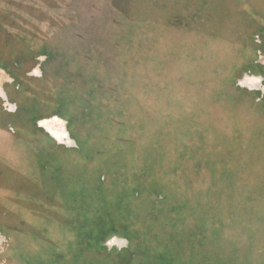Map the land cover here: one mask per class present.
<instances>
[{
  "label": "rangeland",
  "instance_id": "1",
  "mask_svg": "<svg viewBox=\"0 0 264 264\" xmlns=\"http://www.w3.org/2000/svg\"><path fill=\"white\" fill-rule=\"evenodd\" d=\"M262 57L264 0H0V264H264Z\"/></svg>",
  "mask_w": 264,
  "mask_h": 264
},
{
  "label": "bare ground",
  "instance_id": "2",
  "mask_svg": "<svg viewBox=\"0 0 264 264\" xmlns=\"http://www.w3.org/2000/svg\"><path fill=\"white\" fill-rule=\"evenodd\" d=\"M35 73H40V70H36ZM261 82V79L260 78H256V77H253V76H249V75H245L243 76L242 79H240V83L241 85L244 87H247L249 89H257L258 88V85L260 84ZM0 98L1 99H5V102L8 106H10L12 109H17V106L14 105V104H11L9 101H8V97H7V94L6 92L3 90L2 86H0ZM16 111V110H15ZM14 111V112H15ZM54 116H57L59 117L58 115H54ZM61 118V117H59ZM47 119V118H46ZM63 119V118H62ZM41 125L45 126V128L54 136L56 137V139L61 142V143H66V144H72V141L71 139H73L71 137V134L69 132V129H68V125H67V128L65 129L64 128V125L63 123H61L59 121V119H53V120H44L41 122ZM49 135V134H48ZM50 136V135H49ZM51 137V136H50ZM76 142V141H75ZM118 238H123L121 236H118L116 235ZM116 238L114 240V243L118 244L119 246H122L124 244V242L121 240V239H118Z\"/></svg>",
  "mask_w": 264,
  "mask_h": 264
},
{
  "label": "trees",
  "instance_id": "3",
  "mask_svg": "<svg viewBox=\"0 0 264 264\" xmlns=\"http://www.w3.org/2000/svg\"><path fill=\"white\" fill-rule=\"evenodd\" d=\"M41 53H44L43 54V56L45 55V56H47V58H49V56L47 55V53L46 52H41ZM2 67H4L5 68V66L3 65V64H0V68H2ZM15 76V75H14ZM52 116H54V115H52ZM61 116V115H60ZM40 119H38V120H36V122H38ZM72 133V132H71ZM73 136V135H72ZM74 138V137H73ZM132 191H134V190H132ZM131 190H130V192H132ZM133 194H132V197L134 198V192H132ZM129 197V196H128ZM127 201V200H126ZM106 213H108L107 211H105V210H99V212H98V216L99 217H97L96 219H95V221H104L105 223H107L108 221H107V217H106ZM99 223V222H98ZM103 223V222H102ZM102 223H100L101 225L99 226L100 227V229H97L96 228V231L92 234V237H91V239H92V242L94 243V244H99V242H98V239H97V236L99 235V232H101V231H103V230H106L105 229V224L103 225ZM112 223H115V222H113L112 221ZM94 227H96V224H94ZM129 233H130V231H128ZM134 234V233H133ZM136 234V233H135ZM203 237V236H202ZM215 252H214V254H213V252H211L212 253V257H214V262H213V264H226L227 262H226V260H225V257H224V255H222L223 253L221 252V250H220V246L218 245V249H217V247H216V249L214 250ZM177 258H178V256L174 253V252H170V251H165V252H163L162 254H160V255H156V259H158L159 260V262H161V263H158V262H154V263H156V264H166L165 262H170L171 261V263L172 264H176V262H178V260H177ZM222 258V259H221ZM179 259V258H178ZM220 260V261H219Z\"/></svg>",
  "mask_w": 264,
  "mask_h": 264
},
{
  "label": "water",
  "instance_id": "4",
  "mask_svg": "<svg viewBox=\"0 0 264 264\" xmlns=\"http://www.w3.org/2000/svg\"><path fill=\"white\" fill-rule=\"evenodd\" d=\"M261 83H264V77H261ZM238 86L239 87H243L242 85H241V83H240V80H239V82H238ZM263 87V86H262ZM244 88H246V89H248V90H258V91H262V92H264V90H262V89H249V88H247V87H244ZM243 88V89H244ZM4 101H5V99H3ZM7 105V104H6ZM8 106V105H7ZM16 110V107H15V109H13V111H15ZM53 119H59V121L61 122V123H63V125H64V128L66 129L67 128V121L66 120H64V119H62V118H59V117H57V116H52V117H49V118H45V119H41V120H39L38 122H37V126L40 128V129H42V130H44L47 134H49L50 136H51V138L52 139H54L56 142H57V144H59V145H64V146H67V147H77V143L75 142V139H71V141H72V144H66V143H61V142H59L57 139H56V137H54L46 128H45V126H43V125H41V122L42 121H44V120H47V121H49V120H53ZM116 238H118L116 235L115 236H112L110 239H108L107 241H106V243H105V246L109 249V250H111V248H113V247H116L118 250H122V249H125V248H128V246H129V240L127 239V238H125V237H123V238H118V239H121L123 242H124V244L122 245V246H119L118 244H116V243H114V240L116 239Z\"/></svg>",
  "mask_w": 264,
  "mask_h": 264
},
{
  "label": "flooded vegetation",
  "instance_id": "5",
  "mask_svg": "<svg viewBox=\"0 0 264 264\" xmlns=\"http://www.w3.org/2000/svg\"><path fill=\"white\" fill-rule=\"evenodd\" d=\"M262 60H264V57H262ZM36 70H39V69H36ZM247 75H249V76H253V77H258V78H260L261 79V77L262 76H258V75H250V74H247ZM3 78H6V76L4 75V72L3 71H1V75H0V86H2V79ZM7 78H9V77H7ZM242 79V78H241ZM262 81V80H261ZM264 85V83H261L260 82V84L258 85V88L259 89H262V90H264V87H262ZM3 88V87H2ZM257 88V89H258ZM3 90H4V88H3ZM5 91V90H4ZM6 92V91H5ZM6 94H7V92H6ZM7 97H8V94H7ZM8 101H9V97H8ZM17 106V105H16ZM17 110H18V108L16 109V111H15V113L17 112ZM59 116V115H58ZM59 117H61V116H59ZM62 118V117H61ZM68 129H69V127H68ZM69 132H70V134H71V137L73 138V136H72V133H71V131H70V129H69ZM74 139V138H73ZM76 141V140H75ZM76 143H77V141H76ZM78 144V143H77ZM0 238H1V236H0Z\"/></svg>",
  "mask_w": 264,
  "mask_h": 264
}]
</instances>
